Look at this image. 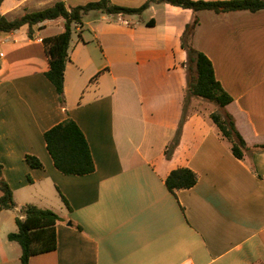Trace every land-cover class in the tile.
<instances>
[{
  "label": "crops",
  "instance_id": "obj_1",
  "mask_svg": "<svg viewBox=\"0 0 264 264\" xmlns=\"http://www.w3.org/2000/svg\"><path fill=\"white\" fill-rule=\"evenodd\" d=\"M59 1L70 9L99 0H3L0 14L13 20ZM110 1L137 8L148 0ZM194 16L167 3L141 16L89 13L72 34L63 106L45 76L42 39L61 33L64 19L34 26L32 36L28 26L0 32V165L16 203L0 211V264H20L8 235L26 204L60 218L56 249L29 264H264V152L237 159L210 119L216 106L185 99L181 35ZM196 16L193 46L233 98L226 110L248 147L264 145V9ZM67 118L88 141L91 174H62L46 149L45 131ZM182 167L198 182L172 194L165 178Z\"/></svg>",
  "mask_w": 264,
  "mask_h": 264
},
{
  "label": "trees",
  "instance_id": "obj_2",
  "mask_svg": "<svg viewBox=\"0 0 264 264\" xmlns=\"http://www.w3.org/2000/svg\"><path fill=\"white\" fill-rule=\"evenodd\" d=\"M3 0H0V5ZM152 3H167L182 9L191 10L195 16L185 25L181 35V47L186 51L187 91L189 97L210 102L216 109L210 114V119L217 126L221 136L231 144V152L237 159H244L246 152L263 151L264 145L248 147L238 132L233 116L226 110L233 98L224 90L216 79L210 59L193 46V34L199 23L196 13L210 10L216 13L248 10L256 12L264 9V0H148L137 8L121 7L110 0H99L68 9L64 2L59 1L46 9L26 13L21 17L8 20L0 14V32H12L22 26H28L29 36L33 27L43 22L64 19V30L56 35L42 39L44 52L48 60L47 79L54 86L60 105H64V71L69 60L68 50L74 29L83 26L84 18L91 12L106 15L141 16ZM151 21L147 22L150 25ZM185 108V107H184ZM185 118V116H184ZM182 124L178 127L174 139L167 145L166 157L178 146ZM46 149L52 158L55 168L64 175H87L95 171L88 141L71 118L53 126L44 133ZM26 163L32 169H42L43 164L38 157L25 156ZM167 190L175 194L179 190H187L198 182V175L191 169L182 167L172 170L165 178ZM65 204V198L61 196ZM16 203L13 191L2 175L0 165V211L14 210ZM22 217L16 218L17 230L8 235V239L17 242L21 248L20 264H29L32 256L54 251L57 245L56 224L59 216L51 209H42L33 204H26L21 209Z\"/></svg>",
  "mask_w": 264,
  "mask_h": 264
},
{
  "label": "rangeland",
  "instance_id": "obj_3",
  "mask_svg": "<svg viewBox=\"0 0 264 264\" xmlns=\"http://www.w3.org/2000/svg\"><path fill=\"white\" fill-rule=\"evenodd\" d=\"M57 197H58V195H57V193H55V190H51V192H47V194H46V199L49 200L50 206H53L55 202L59 201ZM22 199L23 198L20 197V200H22Z\"/></svg>",
  "mask_w": 264,
  "mask_h": 264
}]
</instances>
